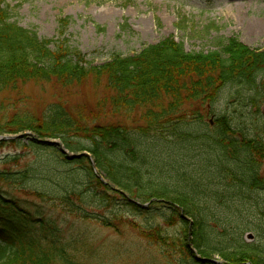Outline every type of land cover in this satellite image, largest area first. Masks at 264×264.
I'll return each instance as SVG.
<instances>
[{
	"label": "trees",
	"instance_id": "1",
	"mask_svg": "<svg viewBox=\"0 0 264 264\" xmlns=\"http://www.w3.org/2000/svg\"><path fill=\"white\" fill-rule=\"evenodd\" d=\"M8 10L5 0H0V136L31 135L0 141V146L52 150L55 147L44 141L59 140L72 153L90 154L109 182L95 173L88 156L69 160L60 152L61 164L79 165L85 172L80 183L84 190H70L58 198L38 192L35 196L59 202L67 213L117 232L124 224L138 228L146 241L160 249L166 264H216L210 261L212 254L221 255L224 264H264L260 241H245L250 231L264 240V225L250 228L240 221L232 225L230 214L223 211L230 209L228 202L238 200L250 203L264 217V206L251 203L252 194H264L260 136L234 126L226 114H216L211 127L198 109L184 112L187 106L201 105L215 115L212 109L221 92L232 84L249 93L245 100L254 110L250 113L259 112V98L264 99V51L230 38L221 41L217 51L187 52L183 43L167 38L134 56L116 54L106 64L93 66L65 38L70 19L59 21L60 38L54 41L12 22ZM92 82L103 95L91 108L70 110L66 102L58 101L31 111L24 99L11 100L12 95L24 96L31 83L71 88ZM115 115L130 124L110 122L108 118ZM191 159L199 168L197 178L195 170H187ZM27 171L0 170V183L23 187L30 177ZM123 192L137 197L125 207L144 217L145 226L124 221L116 212L100 217L85 209L88 201L109 208V198ZM183 215L192 220V227ZM157 216L164 226L151 223ZM175 227L179 229L174 235L166 231ZM0 264L80 263L54 217L29 210L0 188Z\"/></svg>",
	"mask_w": 264,
	"mask_h": 264
},
{
	"label": "rangeland",
	"instance_id": "2",
	"mask_svg": "<svg viewBox=\"0 0 264 264\" xmlns=\"http://www.w3.org/2000/svg\"><path fill=\"white\" fill-rule=\"evenodd\" d=\"M5 5L12 22L36 32L42 39L55 41L60 38L59 21L63 18L70 19L65 38L93 66L106 64L116 54L123 57L134 56L143 48L156 45L167 38L183 43L187 52L217 51L221 48V41L230 38H237L251 49L264 51V0H5ZM123 26L127 29L123 30ZM247 94L249 93L244 88L232 84L221 92L212 109L215 115L207 112V106L201 105L195 108L187 106L184 112L190 114L198 109L203 114L205 123L215 120L216 114H226L233 119L234 126L252 131L254 136L259 135L257 140L264 145V99L259 98V112L255 110L252 115L250 112L254 110L248 107L245 100ZM102 95V90L95 88L93 82L71 88L56 83H31L24 88V96L12 95L11 100L24 99L31 111L42 110L58 101L66 102L70 110H77L87 105L88 108L94 107ZM108 119L112 123L130 124L121 115ZM214 125V122L211 123V127ZM204 128H199V133ZM58 151L57 147L43 150L30 146H0V170H28L30 175L23 187H10L0 183V188L9 191L29 210L38 209L54 217L63 229L65 239L75 250L80 264H166L160 249L146 241L138 228L124 224L120 226L121 232H117L103 227L96 220L71 215L59 202H44L33 194L38 192L58 198L70 190H84L85 184L81 186L80 183L85 172L79 165L61 164ZM89 158L95 164V159L91 156ZM31 168L35 175L32 178ZM95 168L96 174L104 180L105 176L96 165ZM161 170L167 172L165 168ZM187 170H195V177L196 174L199 176L196 160L191 159ZM72 180L77 181L76 186ZM105 181L109 183L108 180ZM121 195L109 198V208L100 205V202L88 201L85 209L100 217H111L116 212L124 221L130 220L140 227L145 226L147 223L144 217L132 215L125 207L128 201L137 197L127 192ZM135 200L144 205L143 200ZM228 203H231L230 209L223 210L230 214L228 223L237 225L240 221L241 225L250 228L264 225L263 215L250 203L244 205L238 200ZM251 203L264 206V194H252ZM216 211L219 213L222 209L218 208ZM159 218L157 216L151 223L164 226L163 220ZM228 223L225 220V227ZM178 229L179 227L166 228V231L174 235ZM262 239L254 231L245 235L247 243L260 241L264 248ZM210 260L225 263L218 254H212Z\"/></svg>",
	"mask_w": 264,
	"mask_h": 264
},
{
	"label": "water",
	"instance_id": "3",
	"mask_svg": "<svg viewBox=\"0 0 264 264\" xmlns=\"http://www.w3.org/2000/svg\"><path fill=\"white\" fill-rule=\"evenodd\" d=\"M22 137H23L22 135H17V136H2V137H0V140H14V139H21ZM44 143H47V144H50V145H53V146H58L59 149H60V151L62 153H64L65 155H67L68 159H70V160L71 159H74L76 157H80L81 156V155H71V154H69V152L65 150L64 145L61 142H59V141H45ZM83 155L89 156V154H87V153H83ZM147 206H148V204L143 205V207H147ZM189 222H190V225L192 226V222L191 221H189ZM212 262H214L216 264H222V263L217 262V261H212Z\"/></svg>",
	"mask_w": 264,
	"mask_h": 264
}]
</instances>
